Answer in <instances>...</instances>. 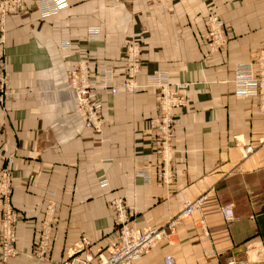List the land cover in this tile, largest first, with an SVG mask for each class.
<instances>
[{
    "label": "crops",
    "instance_id": "1",
    "mask_svg": "<svg viewBox=\"0 0 264 264\" xmlns=\"http://www.w3.org/2000/svg\"><path fill=\"white\" fill-rule=\"evenodd\" d=\"M47 19L32 9L3 21L0 67L8 79L0 103V170L13 159L10 205L18 255L0 264H36L25 255L38 232L42 206H56L55 239L48 257L94 256L115 235L107 205L120 199L138 228L163 226L186 199L208 193L201 212L180 222L172 244H158L136 264H225L243 260L259 244L264 264V115L257 98H237L231 70L253 61L264 47V0H66ZM211 13L224 23L226 46L208 54L203 36ZM99 30L89 42L88 32ZM141 45L140 87L130 96L103 95L102 135L84 129L67 72L78 61L123 69L122 50ZM70 49L63 50L62 43ZM2 63V64H1ZM169 74L187 84V105L176 112L174 178L156 180L147 122L156 116V89L145 76ZM252 151L244 155V151ZM148 168L152 180L137 174ZM108 186L101 188L99 182ZM233 206L229 227L219 208ZM1 212V203H0ZM82 239L87 245L81 246ZM76 247V250H75Z\"/></svg>",
    "mask_w": 264,
    "mask_h": 264
},
{
    "label": "built area",
    "instance_id": "2",
    "mask_svg": "<svg viewBox=\"0 0 264 264\" xmlns=\"http://www.w3.org/2000/svg\"><path fill=\"white\" fill-rule=\"evenodd\" d=\"M67 8L65 0H0V25L8 16L22 15L34 9L41 19H47L57 15ZM206 33L203 37L209 55L216 52L226 44L224 23L217 15H210L206 22ZM2 37H0V42ZM87 40L96 42L99 40V32L91 29ZM63 50L71 47L69 42L62 43ZM124 69L117 73L111 66L102 65L91 68L87 60L78 61L67 72V87L75 97L78 113L82 116L83 126L99 137L100 142L108 141L102 135V94L108 93L115 97L119 92L133 95L140 88L136 83V76L142 69L141 45L131 42L123 49ZM258 68L252 61L239 62L233 65L231 70V81L235 88L237 98L253 97L260 102L259 109L264 113V47L260 50L256 59ZM0 67V91L5 86V78ZM121 76L120 83L116 80ZM144 87L156 89L157 114L147 122L146 134L149 136V145L153 155L156 157L157 171L155 178L163 185H169L174 178V141L176 133L174 129L175 112L186 107L187 98L185 91L187 84H172L169 74L159 73L146 76ZM104 93V94H106ZM248 148L245 152L250 153ZM13 160L9 159L8 166L0 170V249L1 262L6 263L9 259L18 255L15 248L16 232L15 226L19 214L10 205L12 189L11 166ZM145 183L152 180L148 168L137 174ZM99 186L106 188V180L100 181ZM208 193H204L195 199H186L180 215L170 219L163 226L138 228L132 222L133 214L120 199L111 201L107 207L114 215L115 235L112 243L104 250H99L94 256L81 257L72 252L67 261H59L49 258L50 244L55 239L54 220L56 206L46 203L42 206V216L39 222L37 235L34 239L30 252L25 256L35 261L36 264H136L143 256L152 251L158 244H172L176 227L186 217L194 212H201L208 201ZM224 223L229 227L237 221L233 213V206L223 205L219 208ZM82 239L81 247L87 245ZM259 244L252 243L245 248V260L231 259L225 264H254L249 254ZM76 250V247H75ZM261 261V260H260ZM164 264H174L172 256L167 255Z\"/></svg>",
    "mask_w": 264,
    "mask_h": 264
},
{
    "label": "bare ground",
    "instance_id": "3",
    "mask_svg": "<svg viewBox=\"0 0 264 264\" xmlns=\"http://www.w3.org/2000/svg\"><path fill=\"white\" fill-rule=\"evenodd\" d=\"M66 1V0H65ZM210 15H215V13H211ZM209 15V16H210ZM208 16V17H209ZM206 22H207V20H206ZM207 26V25H206ZM4 27V26H3ZM1 28V27H0ZM3 29V28H2ZM93 29H96V28H93ZM98 32H99V30L98 29H96ZM206 30H207V28H206ZM100 33V32H99ZM87 36H88V34H87ZM204 37V36H203ZM131 42H138V41H129V42H127V43H125L124 44V46L126 45V44H128V43H131ZM139 43V42H138ZM226 44H227V41H226ZM226 44L223 46V47H221L220 49H218L216 52H214V53H217L218 51H220L221 49H223L225 46H226ZM123 49H124V47H123ZM207 49H208V47H207ZM260 52V51H259ZM259 52H258V54H259ZM214 53H211V54H214ZM208 54H209V52H208ZM122 55H123V50H122ZM258 58V55H257V57L252 61L253 63H254V65H256V67H254V69H256V68H258V65L256 64V59ZM237 63H239V62H237ZM2 64V63H1ZM236 64V63H235ZM108 66H111L114 70L116 69V67H114V66H112V65H108ZM234 67V66H233ZM123 69H124V62H123ZM123 69H122V71H123ZM5 73V72H4ZM140 73H141V71H140ZM139 73V74H140ZM159 73H161V72H155V73H153V74H159ZM138 74V75H139ZM153 74H150V75H153ZM166 74V73H165ZM138 75L136 76V78L138 77ZM147 76H149V75H147ZM120 81H121V76L120 77H118L117 78V80H116V82L117 83H120ZM232 82V81H231ZM145 83H146V76H145ZM232 85H233V83H232ZM233 89H234V96H235V88H234V85H233ZM122 92V91H121ZM122 93H124V92H122ZM263 94H264V91H263ZM134 95V94H133ZM130 96H132V95H130ZM236 97V96H235ZM246 98H253V97H246ZM241 99H245V98H241ZM258 99V98H257ZM76 101V100H75ZM258 101H259V99H258ZM187 105V104H186ZM259 107H260V102H259ZM182 110V109H181ZM178 111H180V110H178ZM259 111L262 113V115H264V113L259 109ZM156 112H157V107H156ZM177 112V111H176ZM176 112H175V114H176ZM102 127V126H101ZM85 129V128H84ZM86 130H88V129H86ZM89 131V130H88ZM250 258H251V260L252 261H255V262H257V261H260V260H262V250H261V248L258 246V247H256V249L255 250H252L251 251V253H250Z\"/></svg>",
    "mask_w": 264,
    "mask_h": 264
},
{
    "label": "rangeland",
    "instance_id": "4",
    "mask_svg": "<svg viewBox=\"0 0 264 264\" xmlns=\"http://www.w3.org/2000/svg\"><path fill=\"white\" fill-rule=\"evenodd\" d=\"M30 11V10H29ZM28 12V11H27ZM26 13V12H25ZM24 14V13H23ZM15 16H17V15H15ZM3 24L1 23V25H0V37H1V35H2V28H3ZM1 43V42H0ZM3 73V75H4V78H5V86L3 87V89L0 91V103H3V101H4V97H6V93H7V89H8V79H7V76L5 75V73H4V71H2ZM104 93H106V92H104ZM102 94V97H103V95H105V94ZM246 151V150H245ZM244 151V155L245 154H247L246 152ZM9 159H12L11 157H9V158H6V164H5V166H8V162H9ZM13 160V159H12ZM4 166V167H5ZM3 167V168H4ZM12 170V169H11ZM11 181H12V173H11ZM11 194H12V189H11ZM181 213V212H180ZM180 213L178 214V215H180ZM176 217V216H175ZM174 218V217H173ZM186 218H188V217H186ZM186 218H184L183 220H185ZM183 220H181L180 222H182ZM133 222V221H132ZM134 224V223H133ZM252 243H255V242H251V243H249V244H247L246 245V247L248 246V245H250V244H252ZM245 247V248H246ZM1 254H2V252H1V249H0V262H1ZM249 256H250V254H249ZM246 259V255H245V258L243 259V260H245ZM251 259V258H250ZM231 260V259H230Z\"/></svg>",
    "mask_w": 264,
    "mask_h": 264
}]
</instances>
